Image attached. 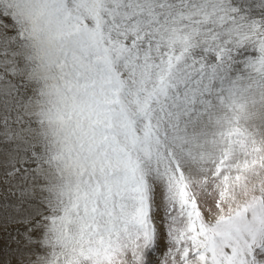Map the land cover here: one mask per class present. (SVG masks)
Here are the masks:
<instances>
[{"label":"snow or ice","instance_id":"6c2138e0","mask_svg":"<svg viewBox=\"0 0 264 264\" xmlns=\"http://www.w3.org/2000/svg\"><path fill=\"white\" fill-rule=\"evenodd\" d=\"M0 264H264V0H0Z\"/></svg>","mask_w":264,"mask_h":264}]
</instances>
